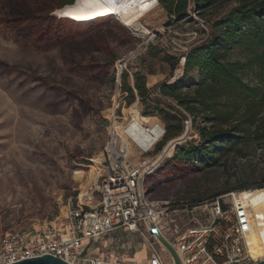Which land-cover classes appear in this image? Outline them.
Returning <instances> with one entry per match:
<instances>
[{"label": "rangeland", "instance_id": "obj_1", "mask_svg": "<svg viewBox=\"0 0 264 264\" xmlns=\"http://www.w3.org/2000/svg\"><path fill=\"white\" fill-rule=\"evenodd\" d=\"M43 2L4 0L0 5V238L8 231L33 232L44 223L67 233L68 207L79 203L91 189V204L99 199L112 133L117 147L125 141L136 164L155 162L154 169L144 176L146 193L151 198L172 200L180 220L186 222L193 216L204 220L214 205V194L231 185L245 197L249 220L264 224V187L253 190L264 178V143L242 144L240 153L222 157L226 162L219 168L167 179L162 168L174 154L175 145L199 140L189 114L178 106L188 116L184 132L169 139L160 151L156 144L162 139L145 151L128 136L127 126L136 119L145 127L160 122L166 130L164 123L157 115L143 113L139 97L130 103L118 83L121 65L131 83L134 74L140 72L153 96L158 95V84L172 82L184 73L189 82H197L198 69L184 70L182 57L207 37L210 22L223 16L230 6L213 7L202 16L191 13V18L179 20L159 5L141 20L155 36L143 37L117 17L83 24L53 21L45 27L9 22L31 14L44 19ZM57 8L54 6L51 14L59 19ZM248 55L238 46L230 49L226 59L244 60ZM176 58L179 63L173 65ZM245 79L255 81L252 73ZM159 155L162 157L158 159ZM227 193L218 196H223L226 209H230ZM198 201L200 204L188 206ZM253 225L257 231L253 248L264 258L262 226ZM132 236L129 251L133 253L123 263L148 262L150 250L145 236ZM113 246L92 244L93 249L105 253L114 250ZM162 257L165 264H174L170 252L162 251Z\"/></svg>", "mask_w": 264, "mask_h": 264}, {"label": "trees", "instance_id": "obj_2", "mask_svg": "<svg viewBox=\"0 0 264 264\" xmlns=\"http://www.w3.org/2000/svg\"><path fill=\"white\" fill-rule=\"evenodd\" d=\"M3 1L0 0V5ZM157 1L170 17L179 20L191 18V13L202 16L213 7L230 6L223 16L210 22L211 31L207 37L182 57L185 59L184 62L181 60L184 70L198 69L197 82H189L184 73L172 82L158 84V95L153 96L146 78L140 72L134 74L133 83L129 81L127 71L119 73L122 90L128 94L130 103L139 97L144 104L143 113L157 115L164 123L165 134L157 142L162 140L155 143L158 151L169 139L181 135L185 130L188 116L178 106L189 114L199 140L175 145L174 154L165 160L162 168L167 172V179H173L186 172L224 166L226 159L222 157L232 152L240 153L242 144L264 143V0ZM43 3L41 6L46 9L44 19L38 14H31L11 18L9 22H30L34 27H45L47 24L53 25V21L83 24L112 17L107 14L90 18L93 20L71 17L57 19L51 14L53 7L58 5V10L66 5L72 6L76 0H44ZM238 46L243 47L249 55L244 60H227L230 49ZM178 63L179 58H176L173 65ZM250 73L255 81H246L245 77ZM158 124L163 127L160 122ZM263 187L264 178L255 184L253 190ZM234 189V186L228 185L214 195L217 197ZM200 202L182 206H194Z\"/></svg>", "mask_w": 264, "mask_h": 264}, {"label": "built area", "instance_id": "obj_3", "mask_svg": "<svg viewBox=\"0 0 264 264\" xmlns=\"http://www.w3.org/2000/svg\"><path fill=\"white\" fill-rule=\"evenodd\" d=\"M122 71L121 65L119 73ZM118 83L120 86V79ZM124 142L117 147L116 135H110L104 158L107 170L99 199L91 204L94 200L91 189L79 203L68 207L67 233L48 223L33 232L8 231L0 238V264L44 254L71 264H122L120 260L111 261L90 253L93 242L97 244L119 227L145 236L149 244V261L134 264H165L162 251H170L160 242L159 234L172 244L182 264H255L264 259L255 256L247 243L251 221L244 196L228 192L230 209H226L223 196H217L204 220L193 216L184 222L178 218L179 210L172 200L151 198L146 193L144 176L154 169L155 162L144 160L136 164Z\"/></svg>", "mask_w": 264, "mask_h": 264}, {"label": "bare ground", "instance_id": "obj_4", "mask_svg": "<svg viewBox=\"0 0 264 264\" xmlns=\"http://www.w3.org/2000/svg\"><path fill=\"white\" fill-rule=\"evenodd\" d=\"M157 0H78L72 6L58 9L55 14L59 17H71L78 20H86L107 14H116L125 26L138 36L151 34L142 22V18L159 6ZM127 134L131 140L143 150H150L157 140L163 135L164 129L159 124L155 127H145L141 122L134 119L127 126ZM159 155L158 158H161ZM258 219V218H257ZM250 232L247 235V243L253 254L261 257L263 253H257L253 248L257 231L253 224L262 226L260 228V240L264 243V224H258L256 219H252ZM259 221V220H258Z\"/></svg>", "mask_w": 264, "mask_h": 264}, {"label": "crops", "instance_id": "obj_5", "mask_svg": "<svg viewBox=\"0 0 264 264\" xmlns=\"http://www.w3.org/2000/svg\"><path fill=\"white\" fill-rule=\"evenodd\" d=\"M157 81L153 82L151 85H153L154 83H156ZM133 232L129 231L126 228L123 227H119L116 228L115 230H113L112 232L108 233L107 236H105L99 243H102L103 246L107 247V246H113L114 250H111L107 253L105 252H101V250L95 248L93 249V247L90 249V253L92 255H97L100 256L102 258H107L108 260L114 261V260H120L123 263V260L125 259L126 256L131 257L129 249L132 246V242H133V236H132ZM85 242H87L85 240ZM113 244V245H112ZM116 246V247H115ZM123 247L124 249L127 250H123L120 251L119 248ZM135 250H139L138 248H136Z\"/></svg>", "mask_w": 264, "mask_h": 264}, {"label": "water", "instance_id": "obj_6", "mask_svg": "<svg viewBox=\"0 0 264 264\" xmlns=\"http://www.w3.org/2000/svg\"><path fill=\"white\" fill-rule=\"evenodd\" d=\"M76 2H77V0H76ZM105 164L107 165V162H105ZM158 238H159L160 242L173 255L175 263L176 264H182L181 259L178 255L177 251L175 250V248L172 246V244L170 242H168V240L162 234H159ZM9 264H71V263L60 258V257H56L52 254H44L42 256L24 258L22 260L12 262ZM255 264H264V259L259 260Z\"/></svg>", "mask_w": 264, "mask_h": 264}]
</instances>
